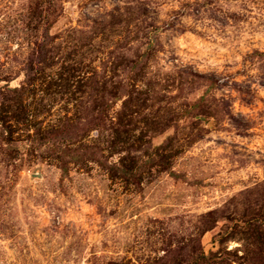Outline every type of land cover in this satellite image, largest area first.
Instances as JSON below:
<instances>
[{"label":"rangeland","instance_id":"obj_1","mask_svg":"<svg viewBox=\"0 0 264 264\" xmlns=\"http://www.w3.org/2000/svg\"><path fill=\"white\" fill-rule=\"evenodd\" d=\"M0 264H264V0H0Z\"/></svg>","mask_w":264,"mask_h":264}]
</instances>
